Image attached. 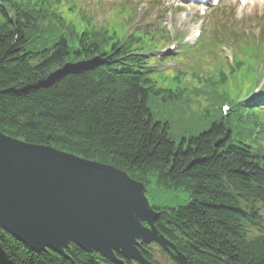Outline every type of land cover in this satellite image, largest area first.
I'll return each mask as SVG.
<instances>
[{"label":"trees","instance_id":"obj_1","mask_svg":"<svg viewBox=\"0 0 264 264\" xmlns=\"http://www.w3.org/2000/svg\"><path fill=\"white\" fill-rule=\"evenodd\" d=\"M50 19L34 0H0V132L142 183L156 228L187 264H264V161L233 145L225 123L177 141L149 107L147 79L126 68L132 62H88L99 48L85 39L80 53L65 39L36 47ZM140 249L178 264L156 244ZM66 255L32 250L0 227V264H115L74 244Z\"/></svg>","mask_w":264,"mask_h":264},{"label":"water","instance_id":"obj_2","mask_svg":"<svg viewBox=\"0 0 264 264\" xmlns=\"http://www.w3.org/2000/svg\"><path fill=\"white\" fill-rule=\"evenodd\" d=\"M146 187L110 165L0 132V227L26 246L65 256L73 243L115 264H153L140 243L184 258L155 222Z\"/></svg>","mask_w":264,"mask_h":264},{"label":"rangeland","instance_id":"obj_3","mask_svg":"<svg viewBox=\"0 0 264 264\" xmlns=\"http://www.w3.org/2000/svg\"><path fill=\"white\" fill-rule=\"evenodd\" d=\"M72 1H76L78 3V7L79 8H84L85 4L83 1H79V0H72ZM97 4L100 3V1H96ZM251 11L253 12V14H257L259 16H264V3L259 4L258 6L255 7H251ZM129 13L127 11H124L121 14L122 18H128ZM236 10H232L227 14L223 15L222 19H219L217 21V25L218 26H222L224 23V19L226 17L229 18L230 22L234 21L236 18ZM249 16L248 14H246V9L244 8V17ZM173 18L168 17L167 15H164L162 20L163 22L169 27L172 28L174 27V23H173ZM94 22L95 25L99 26L100 28L102 27H107L109 25V18L104 17V18H99V15H96L94 18ZM116 22H112L111 25H115ZM182 50L187 49V46H183L181 48ZM212 62L217 66V67H226V60L224 59V56L222 54V52L218 49V48H213L212 49ZM230 59L232 60L233 57L232 55H230ZM196 61H202V58L200 57H196L195 59ZM179 63H184L182 60ZM165 77V74L163 72H160L157 74V78L159 79V81L161 82L163 80V78ZM186 80L188 82H191V78L187 77ZM250 84V78L249 76L247 77L246 81H245V86H249ZM165 87L170 86L171 89L176 92V86L175 85H165L163 84ZM165 93H162L161 95H159L158 100H156L154 103L151 104V108L153 113L155 114L156 119L158 120H170L172 117L175 121L172 123V127H171V133L172 135L176 138L177 141H180L182 139V136H189L192 133H197V131H202L204 129H207L211 122L214 120V118L212 116H208L206 115V113L202 112L199 108H198V115L196 117H194L191 121H185V117L183 115V111L182 109H180L179 111H176L175 113L172 112V107L170 106V102L172 99L171 98H167L164 99ZM167 95H169V92L166 93ZM203 103H202V108H204L206 106L205 101L203 100V98H200ZM194 100V99H193ZM184 105H181V108H183ZM193 108H195V105H193ZM200 110V111H199ZM258 120L263 123L264 121V115H262L261 117H258ZM260 125L257 127L256 131L259 129ZM246 142L252 144L253 146H260L264 149V136L260 133H256L254 134L252 137H248L247 135L243 136ZM163 200H159L156 203L161 204L163 203ZM155 262H157L158 264H172V262L160 255L158 253L157 256V261L155 260Z\"/></svg>","mask_w":264,"mask_h":264}]
</instances>
